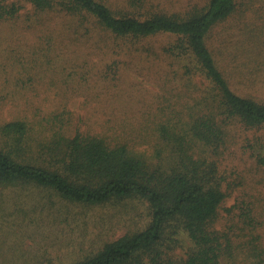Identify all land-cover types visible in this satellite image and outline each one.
<instances>
[{"label":"rangeland","instance_id":"obj_1","mask_svg":"<svg viewBox=\"0 0 264 264\" xmlns=\"http://www.w3.org/2000/svg\"><path fill=\"white\" fill-rule=\"evenodd\" d=\"M97 1L117 18L145 21L185 20L210 0ZM234 3L205 43L229 89L264 104V0ZM4 5L17 13L0 18L1 153L53 170L62 141L81 134L123 146L165 175L200 164L223 195L210 224L220 238L218 264H264V125L247 126L219 109L196 60L172 49L176 36L119 37L83 12L38 11L26 0ZM203 115L217 128L206 136L223 139L217 147L190 134ZM10 123L25 130L8 133ZM150 223L141 199L89 206L34 184H0V264H76ZM192 248L175 224L157 249L176 264Z\"/></svg>","mask_w":264,"mask_h":264},{"label":"trees","instance_id":"obj_2","mask_svg":"<svg viewBox=\"0 0 264 264\" xmlns=\"http://www.w3.org/2000/svg\"><path fill=\"white\" fill-rule=\"evenodd\" d=\"M6 1L0 0V18L17 13L13 6L6 8ZM26 1L38 11L57 8L69 14H89L119 37H148L160 33L176 36L178 43L172 49L196 60L212 85L219 109L247 126L264 125V104L239 97L229 89L205 43L211 29L233 14L234 0H210L205 8L185 20L160 15L145 21L117 18L97 0ZM204 118L207 120L202 119L199 132L194 133L192 129L190 134L201 137L200 143L206 146L217 147L223 139L217 135L206 136L217 128L210 115ZM4 130L23 132L25 128L21 123H10ZM62 143V150L54 157L59 168L53 170L17 163L0 152V184H34L53 190L71 203L89 206L137 198L146 201L151 210V223L145 230L123 236L76 264H174L162 259L164 253L161 255L157 248L162 245L167 230L173 229L175 224L193 243L186 259L176 264L219 263L220 238L210 231V224L223 195L208 182V174L201 176L200 164L190 173L179 168L165 175L149 169L125 147L111 148L98 138L76 134Z\"/></svg>","mask_w":264,"mask_h":264}]
</instances>
